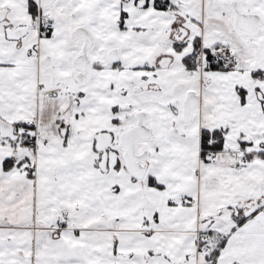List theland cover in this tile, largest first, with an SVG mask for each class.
Masks as SVG:
<instances>
[{"label": "snow or ice", "instance_id": "1", "mask_svg": "<svg viewBox=\"0 0 264 264\" xmlns=\"http://www.w3.org/2000/svg\"><path fill=\"white\" fill-rule=\"evenodd\" d=\"M0 264H264V0H0Z\"/></svg>", "mask_w": 264, "mask_h": 264}]
</instances>
